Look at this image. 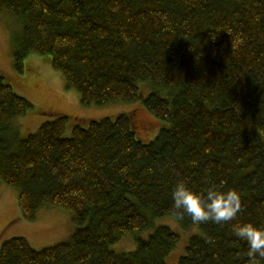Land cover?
I'll use <instances>...</instances> for the list:
<instances>
[{
    "label": "trees",
    "instance_id": "obj_1",
    "mask_svg": "<svg viewBox=\"0 0 264 264\" xmlns=\"http://www.w3.org/2000/svg\"><path fill=\"white\" fill-rule=\"evenodd\" d=\"M0 14L20 31L18 72L28 55L47 57L83 106L140 100L163 123L143 142L130 113L70 135L60 115L20 138L32 104L0 73V181L17 190L25 220L54 206L75 225L41 249L5 240L0 264H168L180 235L154 222L197 225L173 207L178 180L235 188L244 207L231 222L199 224L176 264H250L231 225L264 227V0H0ZM128 234L135 249L114 252Z\"/></svg>",
    "mask_w": 264,
    "mask_h": 264
},
{
    "label": "rangeland",
    "instance_id": "obj_2",
    "mask_svg": "<svg viewBox=\"0 0 264 264\" xmlns=\"http://www.w3.org/2000/svg\"><path fill=\"white\" fill-rule=\"evenodd\" d=\"M16 24L11 15L0 14V73L12 83L15 92L32 104L25 116L17 119L15 127L19 129L20 138L34 133L42 123L60 115L68 117L66 135H70L73 124L86 127L91 120L114 118L123 113L133 114L139 140L149 142L156 137L163 123L149 114L140 100L136 103L83 106L77 91L67 88L62 74L51 67L47 57L38 54L28 55L23 61V71L18 72L14 65L16 37L20 32ZM160 225L168 226L180 235V242L168 260V264H176L185 253L189 238L200 232L198 225L183 229L176 219L164 217L154 222L151 231ZM74 230L69 212L59 207H42L34 221L25 220L18 207L17 190L0 181V246L12 237H23L33 248L41 249L67 241ZM151 231L144 233V238ZM135 246V236L128 234L111 249L124 253L133 251Z\"/></svg>",
    "mask_w": 264,
    "mask_h": 264
},
{
    "label": "clouds",
    "instance_id": "obj_3",
    "mask_svg": "<svg viewBox=\"0 0 264 264\" xmlns=\"http://www.w3.org/2000/svg\"><path fill=\"white\" fill-rule=\"evenodd\" d=\"M173 207L179 219L188 214L194 224L212 221L224 224L233 221L244 207L242 194L235 188H225L210 183L202 190H195L184 180H178L171 189ZM233 235L247 243L246 255L250 264H261L264 258V227L252 222L231 225Z\"/></svg>",
    "mask_w": 264,
    "mask_h": 264
}]
</instances>
